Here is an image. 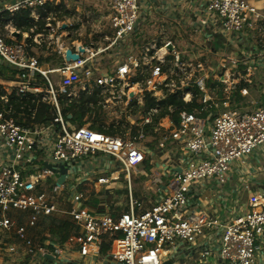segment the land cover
<instances>
[{
    "label": "built area",
    "instance_id": "built-area-1",
    "mask_svg": "<svg viewBox=\"0 0 264 264\" xmlns=\"http://www.w3.org/2000/svg\"><path fill=\"white\" fill-rule=\"evenodd\" d=\"M71 1L76 2L0 0L5 34L0 35V66L14 72L9 85H0L6 93L12 90L20 98L33 96L51 113L39 127L27 129L6 118L9 110L0 109V230L13 229L17 241L24 244V256H51L59 262L75 247L79 259H86L99 254L106 244L110 246L109 258L116 264H182L188 260L184 251L192 264H259L260 243L264 241L263 196L251 195L227 218L223 213L227 215L229 203L237 205V197L233 201L226 190L228 179L264 144V107L248 112L232 108L228 99L218 98L237 91L235 84L227 82L229 75L220 78L217 74L213 80L218 84L210 89L211 69L197 57L185 61L171 41L134 47V40L152 18L147 6L142 12L141 0H104L107 14L97 13L98 19L92 14L83 21L78 17L60 19L59 14ZM189 1L199 7L201 26L215 18L225 33L258 30L264 37V16L248 0ZM21 12L30 19L29 29L23 32L15 28L12 19ZM68 49L78 56L76 61H65ZM52 56L53 60L40 62ZM96 89L99 96L107 95L101 108L120 104L129 116L138 118V123L124 122L123 128H128L121 136L105 135L96 126L72 124L69 104L81 93L92 94ZM184 90L185 104L190 103L193 90L198 91L200 107L191 113L177 111L154 126L150 117L133 113L130 107L133 103L142 107L149 100L157 104L170 101L174 93ZM0 103H7L5 94ZM158 112V107L152 110L155 115ZM148 125L153 128L146 133ZM147 140L165 157H175L178 164L156 163L151 170L150 165L144 168L150 153L144 144ZM41 153L52 163L43 161ZM86 161L93 166L92 176L70 181L72 167ZM37 165L42 171L35 170ZM59 166L67 170L61 184ZM255 170L256 174L263 172L261 167ZM95 174L98 177L94 178ZM75 185L78 190L62 207L61 195ZM88 186L93 191L87 197L84 189ZM214 186L219 195L213 201L215 219L204 213L181 217L195 205L193 198L198 192ZM115 188L127 198L122 212L88 208L87 200L96 199L101 189ZM13 213L24 214L29 228L40 218L68 219L78 227V235L63 245L48 242L33 251L25 227L15 225ZM211 232H215L213 236ZM16 250L12 245L6 252L15 256ZM262 261L264 264V258Z\"/></svg>",
    "mask_w": 264,
    "mask_h": 264
},
{
    "label": "crops",
    "instance_id": "crops-1",
    "mask_svg": "<svg viewBox=\"0 0 264 264\" xmlns=\"http://www.w3.org/2000/svg\"><path fill=\"white\" fill-rule=\"evenodd\" d=\"M143 1L145 4L144 7L147 6L151 10L152 17L155 16L161 18L163 21H169V19L173 21L172 26L176 27H174L172 31L175 34H178V37L180 32L183 33L185 30L199 35V37L196 39L197 41L200 39L202 55L205 57L206 62H209V64L208 62L206 64L207 67L211 69V72L209 73L208 87L210 89H214L218 84L213 80L214 77H218L217 74H214L216 72V68H220L222 71L220 78H222L224 74H226V77L229 75V81H227L229 85L235 84L237 86V91L232 90L229 93L219 94L218 98L222 97L224 99H228L230 101L231 107L237 108V110L241 112H248L254 110L257 107H264V37L261 33H259L258 30L243 31V33L240 34H228L222 31L220 27L218 28V22L215 18H210L207 25L201 26L199 23V7L197 4L192 3L189 0ZM248 2L256 8L261 16H264V0H248ZM152 19L153 18H151V20ZM151 20L148 22V24L151 22ZM183 25L184 28H182ZM179 27L182 28L181 31L179 30ZM160 28L162 29L163 26ZM160 35L163 36L164 34L160 33ZM252 40L254 41V44L251 42ZM255 41L260 43L256 44ZM176 47L185 60L184 56H187L186 54L188 49L181 51L179 50L181 49L180 46L176 45ZM202 55L198 57L202 59ZM238 72H242V75L237 76ZM0 83L6 85L10 84V82L8 83L7 81H0ZM221 87L223 91H226V85H222ZM219 104L221 106V103ZM153 163L175 166L178 164V161L175 157L168 158L161 153H156V158ZM252 166H254L255 169L256 167H261L263 172L256 174V170H250ZM237 174L240 175V186H237V189V183L233 182L234 173L231 174L229 179L230 181H228L226 184V190L230 199L235 201L237 197V205L229 203L227 205V215L223 213L225 215H223L224 218H227L229 215H231L232 211H235L236 209L238 210L242 204L246 203L251 195L258 194L264 198V144L251 155H249L244 160V164L237 166ZM248 175H250L249 179H247ZM229 188L231 189L233 198L230 196ZM226 190L224 189L223 192L225 193ZM98 196L99 197H96L94 202H87V206L91 211L100 212V209L103 207L110 206V202H107V204L103 205L102 200L104 199V196ZM193 200H195V205L192 207V209L189 207L188 210H186V212L181 215V217L188 219L192 214H194L193 217H195V215H198L199 213H204L207 217L215 219L212 208L214 200L212 203L209 201L206 191H202L201 194L198 192ZM230 208L232 210H229ZM12 216L14 222L15 219L18 220L20 218L23 221L25 218L24 214L19 213H13ZM50 220L51 219L49 218H40L38 221L39 225L45 226V229H42L44 231V235L47 234L46 226ZM16 226L21 227L22 225ZM213 233L215 232H211L212 236ZM15 240L17 239L15 238ZM48 242L49 240L46 238L42 241V246ZM260 246L262 251H260L257 261L259 264H262V258H264V241L260 243ZM109 250L106 252V254L99 253L96 255H91L86 259H79L77 247H75L72 251L70 250L71 252L69 255L66 254L64 257H61L60 262L51 256L40 259V257L36 255L34 257H30L31 260L25 264H77V260L81 261L80 264H116L110 260L108 256ZM183 256L188 258V260L182 264H192L189 260L190 256L187 251L183 252ZM10 261L12 262L15 260H11V258L9 261L0 260V264H9ZM165 264L172 263L167 262Z\"/></svg>",
    "mask_w": 264,
    "mask_h": 264
},
{
    "label": "rangeland",
    "instance_id": "rangeland-1",
    "mask_svg": "<svg viewBox=\"0 0 264 264\" xmlns=\"http://www.w3.org/2000/svg\"><path fill=\"white\" fill-rule=\"evenodd\" d=\"M103 2L104 0H80L74 2L71 1L67 4V6L65 8L66 11H71L73 13V15H71L68 18H73L76 20V17H78L79 19H81V21H83V17L84 16H90L91 14L94 15L95 19H98V16L96 15L97 13H102V14H107V12L105 11V8L103 6ZM144 1L141 0L140 1V7L142 9V12L144 11ZM63 12V11H62ZM59 14V18L60 19H64L67 18V16H64L63 13ZM56 19V17H54ZM153 19L151 20V22L149 24H147L144 28L143 31L141 32V34L134 40L135 42V46L134 47H139L141 46L143 43H149L151 41H155L157 43L160 42V40L162 41H171L173 44L180 46L181 51H184V49H188L187 50V56L185 57V61H194L195 57L198 58V60L202 61L205 66H207V62L205 57L202 55V46H201V41L199 39V41H197L196 38L199 37V35H196L193 32H188V30H185V32H180L179 37L177 36L178 34H175L172 30L174 27L176 26H172V20L169 19V21H163L161 18L152 17ZM72 19V20H73ZM57 21V20H55ZM69 22H72L71 20H68ZM74 21V20H73ZM2 26L3 24L0 23V35L5 37V34L2 31ZM163 26V28L161 29L160 27ZM182 28H184V25L182 26ZM181 27H179V30H182ZM160 33H164V36H161ZM87 35V34H86ZM85 35L82 34L81 38H84ZM254 44V41H251ZM256 44H259L260 42L255 41ZM264 43V41H263ZM195 49V50H194ZM197 50V51H196ZM202 55L203 58H199L198 56ZM51 60H53V56L51 58ZM209 64V62H208ZM43 69H46L45 65H43L42 67ZM216 74L220 75L222 73L220 68H216ZM242 75V72H238L237 76ZM93 90H89V93H92ZM107 97L106 94H103V96L100 97V99L105 100V98ZM98 115L100 117V119L98 121H94V124H92V122L85 124L86 126H96L98 129H106L107 127H109L110 125H117L120 126L121 123L125 124L124 122H128V123H138V118L134 117V116H129L128 112H125V109L123 106H121L120 104L114 106L113 104H107L106 108L104 109V107H102L101 109L98 110ZM144 144L148 147L149 150V156H148V160L144 163V168H147L148 165L151 166L150 170L153 169V162L156 158V153H161L162 152L158 151L156 144L154 142H149L148 140L144 142ZM259 148V147H258ZM257 148V149H258ZM256 149V150H257ZM255 150V151H256ZM41 155L44 157L45 162L47 163H52L51 159L44 153H41ZM95 157H98V154L94 155ZM101 157V156H100ZM234 167H236V164H234ZM72 171L69 172V180L74 182L76 180V178L79 176L81 177L83 180H87L91 175V173L94 171L93 170V166L92 165H88L87 161L82 163V162H76V164L74 165V167H72ZM85 169V172H82V170ZM36 171H42V166L37 165V167L35 168ZM250 170L254 171L255 167L252 166L250 168ZM95 173H97L95 171ZM98 177L96 174L94 176V178ZM50 180H52V177H49ZM239 179H240V175L234 174V183H237L236 185V189L237 186H240L239 183ZM228 181H230L228 179ZM121 185V190H124V184L120 183ZM90 188H86L84 189L85 195H89V193H91L93 190H91V186H88ZM78 190V188L76 187V185L73 187V189L71 190H65L64 193L61 195V206L62 207H66L67 206V201L66 198L69 197L71 195V193L73 191ZM230 190V196L233 198V195L231 194V189ZM115 190L110 189H101L100 193L98 195L104 196V199L102 200L103 205L107 204V202H110V206H106L108 207V209L110 210V212L118 214L120 212H122V210L126 209V203H127V198L126 195L124 194L123 191L121 192H115ZM207 194L209 197V201L212 203L213 200H218L219 199V195L218 193H216V187H213V190H207ZM99 197V196H98ZM87 202H91V200H87ZM97 204V203H95ZM213 208V206H212ZM15 214V213H14ZM58 219V218H56ZM15 225H22L23 227H25V232H26V236L27 238L31 241V247L33 249V251H35L38 247H40L42 245V241L45 240V236L43 234V230L45 229V226L42 225H36L33 228H29L26 227L24 224V220L22 221V219H15ZM15 234L13 229L10 230H0V260L1 261H9L10 258L11 260L14 259L15 261H18L20 264H25L28 263V261L31 260L30 257L28 256H24L23 253V249H24V244L21 242H17V240H15ZM12 245H15L17 247V254L15 256H11L9 255L6 251L8 250V248ZM11 262V261H10Z\"/></svg>",
    "mask_w": 264,
    "mask_h": 264
},
{
    "label": "trees",
    "instance_id": "trees-1",
    "mask_svg": "<svg viewBox=\"0 0 264 264\" xmlns=\"http://www.w3.org/2000/svg\"><path fill=\"white\" fill-rule=\"evenodd\" d=\"M62 12V11H61ZM63 15L70 17L73 15L71 11L63 10ZM14 26L17 30L23 32L27 31L30 27V19L28 18V14L25 12H21L18 15L12 17ZM48 59H40V62L43 64ZM60 65H63L62 61H58ZM0 81H13L14 72H10L6 68L0 66ZM184 91H177L171 96L170 101H164L157 104L154 100H149L147 104L142 107L136 106V104H131L130 107L133 113H137L138 111L144 117H150L152 125L156 124L160 119H163L168 116L175 115L177 111H187L189 113L194 112L196 109L200 107L197 99L198 91L193 90L194 96L191 98L190 103L185 104L183 102ZM7 96V103H0L1 110H9L10 114L5 115L6 118H12L17 124H21L24 128L34 129L35 127H39L43 121L49 119L51 116L49 107L39 102L33 96H28L25 98H20L14 94L11 90L10 93H6L4 87L0 85V96ZM100 91L96 89L92 94L81 93L78 99H74L68 108V114L71 116V122L75 126H84L87 123L98 121L100 119L98 115V110L101 109V96ZM158 107V114H153L152 110ZM170 110H172L170 112ZM124 124L121 123L120 126L110 125L106 129H98L105 135L108 136H121L124 135L126 128H123ZM153 126H145L144 131L149 133ZM136 130L133 129V136L136 135ZM92 196V195H91ZM92 202L95 199H91ZM46 237L50 243L56 245H63L69 241L72 237H77L78 235V227L74 222L68 219H51L48 225L46 226ZM43 244V243H42ZM42 246V245H41ZM52 250V248L49 246ZM110 249V246L104 245L101 248L100 253L106 254V252Z\"/></svg>",
    "mask_w": 264,
    "mask_h": 264
},
{
    "label": "water",
    "instance_id": "water-1",
    "mask_svg": "<svg viewBox=\"0 0 264 264\" xmlns=\"http://www.w3.org/2000/svg\"><path fill=\"white\" fill-rule=\"evenodd\" d=\"M14 39L17 40V35L14 36ZM168 50L171 51L172 49L168 48ZM77 59H78V56L76 54H72L69 49L66 51V53H65V61L67 63H69L71 61L74 62ZM48 168H49V166H48ZM58 172H59V174H61L60 179H59V184H61L64 181V176H65L67 170L64 167H60L59 166Z\"/></svg>",
    "mask_w": 264,
    "mask_h": 264
}]
</instances>
